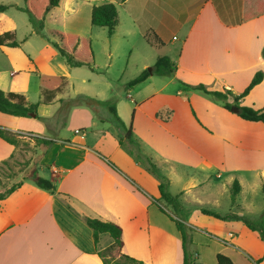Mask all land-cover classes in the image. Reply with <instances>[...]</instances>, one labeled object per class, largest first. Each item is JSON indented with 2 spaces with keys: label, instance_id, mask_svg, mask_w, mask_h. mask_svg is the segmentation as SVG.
<instances>
[{
  "label": "crops",
  "instance_id": "1",
  "mask_svg": "<svg viewBox=\"0 0 264 264\" xmlns=\"http://www.w3.org/2000/svg\"><path fill=\"white\" fill-rule=\"evenodd\" d=\"M246 1L59 0L58 6L44 16V29L63 18L69 28L81 31L63 34L88 39L87 28L90 33L95 29L106 31L91 26V8L112 3L118 25L110 36L109 58L119 38H123L127 47L141 40L156 50L152 59L168 56L173 61L176 69L171 76H149L125 93L118 88L116 91L122 72H105L104 89L93 96L102 109L107 104L101 102L118 97L114 100L117 116L126 127H131L133 141L168 180V192L178 196L182 213L193 207H218L228 195L231 207L226 213L244 217L246 210L252 211L245 190L261 189L264 185V123L242 120L192 88L203 85L208 90L224 89L237 96L260 72L262 80L238 104L264 110V16L242 23ZM9 6L16 10L22 7ZM174 30L178 37L171 35ZM12 31L14 28H7L5 32ZM55 38L51 43L58 42ZM17 42L18 47L5 43L0 46V91L22 95L28 103L40 102L34 70L42 75L64 77L68 85L50 105L39 106V118L0 113V129L20 134L21 138L28 135L53 141L41 155L40 169L36 171L42 177L39 173L47 170V179L54 186V191L49 192L34 183H22L0 201V264H102L95 254L92 230L85 218L119 226L124 255L143 264H181L179 232L158 207L164 203L158 200V180L119 144L110 113L106 109L107 113L95 117L88 109L74 108L59 122L64 129L58 130L56 138L47 135L48 126H41L40 119H51L61 99L74 93L68 92L72 68L48 42L36 54L39 64L34 58L39 70L33 68L28 55L29 65L15 53L21 50L23 41ZM167 42L170 47L177 44L175 49L167 50L169 54L164 52ZM90 46L93 51L91 41ZM149 52L150 56L136 68L138 74L151 65L148 59L152 51ZM41 65L50 70H43ZM93 65L94 52L90 68ZM16 149L0 139V162L14 155ZM234 182L238 192L232 203ZM214 220L215 232L223 227L234 228L218 225L228 221L241 223L240 232L249 231L238 220ZM228 237L232 238L231 234ZM216 242L209 241L215 246L213 255L225 253L233 264L252 263L264 255V251L256 252L249 246L242 250L231 241ZM194 258L196 263H216L205 261L201 254Z\"/></svg>",
  "mask_w": 264,
  "mask_h": 264
},
{
  "label": "trees",
  "instance_id": "2",
  "mask_svg": "<svg viewBox=\"0 0 264 264\" xmlns=\"http://www.w3.org/2000/svg\"><path fill=\"white\" fill-rule=\"evenodd\" d=\"M125 0H120L124 2ZM24 6L19 8L27 13L31 29L36 34H41L43 30V20L46 13L58 6L59 0H23ZM8 6L0 5V11H4ZM260 16H264V0H247L244 4L241 22L246 23ZM90 24L91 26L105 28L107 36H111L116 26L118 25L117 10L114 4L104 3L98 6H93L90 12ZM58 42L53 43L60 57L70 68L87 66L90 67L93 62V51L88 39H81L76 36L63 34L60 32L54 33ZM8 47H18L19 43L14 39V35L10 32H4L0 35V46L4 45ZM176 69L175 64L168 56H160L156 59L154 64L144 70H142L135 78L126 84L127 88L145 81L149 76L169 77ZM34 73L38 77V85L40 87L42 100L38 103H28L22 95L14 93H4L0 91V113L7 114L14 117L30 118L34 115L38 117V108L41 105H50L53 102L54 97L63 92L67 87V81L61 76H47L38 74L36 70ZM262 80V74L257 72L247 87L237 96L233 95L228 90L212 91L208 90L203 85H196L192 87L194 90L201 92L202 94L212 98L214 101L219 102L222 107L230 112L235 108L236 114L240 119L249 122H261L264 123V110H256L252 107L242 106L238 104V100L247 96L250 90L256 86ZM231 98V102L228 99ZM107 106L111 114V121L118 130L119 144L123 145L128 154L139 164L143 165L147 171L153 174L158 180V193L159 199L168 206H170L176 215L182 213V206L178 200V196H173L168 192V180L161 176L156 166L151 162L150 158L146 157L140 150L138 144L133 141L131 134V127H126L121 119L117 116L114 101L110 99L107 101ZM20 134L12 133L4 129H0V139L7 144L17 148L22 141L19 137ZM32 147L39 149L41 155H44L53 141L37 136L30 137ZM14 155H11L8 159L0 162L1 172L11 168L10 160ZM9 167V168H8ZM30 178L36 187L53 192L54 186L52 183L39 176L37 171L27 174L21 180L0 195V201L10 196L15 190L21 187L22 181ZM261 191L264 192V185L261 187ZM238 192L237 183L234 182L231 188V202L234 201V196ZM161 212L165 211L158 204ZM203 215L212 217L217 220H238L251 232H256L259 239L264 242V213H262L257 219H250L245 217H239L233 213H226L224 215L218 214L213 211L205 209L201 210ZM167 215V214H166ZM168 216V215H167ZM168 218L174 223L176 230L179 232L181 247H182V262L181 264H201L196 263L195 258L189 251L191 245V236L188 233V227L180 219H175L168 216ZM85 224L92 230V237L94 244H97L98 234L105 233L110 236L112 243L106 249H98L95 247V254L100 259L102 264H143L141 261L132 258L130 256L121 253L122 248V231L121 228L111 222H103L97 219L85 218ZM264 261V255L261 258L254 260L248 264H260ZM215 264H233L232 259L225 253H218L215 256Z\"/></svg>",
  "mask_w": 264,
  "mask_h": 264
},
{
  "label": "rangeland",
  "instance_id": "3",
  "mask_svg": "<svg viewBox=\"0 0 264 264\" xmlns=\"http://www.w3.org/2000/svg\"><path fill=\"white\" fill-rule=\"evenodd\" d=\"M13 4H17L22 7L24 6L23 0H0V5L8 6L3 12H0V15L3 14V16L0 18V34L5 32L7 28H14L15 31H12V33L14 34L15 39L20 42L23 41L21 44L22 46L20 47L21 50L15 53H18L17 55L20 56L21 61L27 65H29V60L27 58L28 55L33 61V68L36 67L39 70L36 63L34 62V58H36L39 64L40 60L36 54L41 50V47L45 42H48L50 46L53 45L51 42H54L56 39L53 35L54 32L59 31L68 34L81 32L79 29L75 31L69 28L68 23L62 18L53 27H50L48 24L45 29L43 28L41 34H36L31 29L27 13L20 10L19 8V10H16L15 8L9 6ZM85 32V34H87L86 38L91 41L93 46L94 65L91 68L86 66L72 68L70 70L72 71L71 77L68 78V81L71 85L68 92L69 94L72 92L74 93L70 94V98L61 99L59 104H57L58 110L51 119H40L39 124L41 126H45V124L48 126L46 134L52 138H56L58 130L64 129V127L59 126V122L61 123V120L64 119L74 108L88 109L95 114V117L102 116L107 112L110 113L108 106L107 108L105 107V109H102V107L100 108L98 98L93 96V94L95 95L104 89L106 84V78L104 76L105 72H109L111 75L119 70L122 72L123 77L122 80L117 84L118 86H116V91L118 88V91L122 89V91H124L123 93H125L128 92L129 89L126 87V84L137 76L138 71H136V68H139L141 60H144L147 58V56H150L149 51H152L153 53H151V57L148 59L149 61L151 60L150 66L154 64L155 59L157 58L156 57L152 59L153 56L155 57L156 50H151V48L148 45H145L141 40L134 41L132 46L127 47L125 46L126 39L123 38H119V43L116 47V50H112L113 55L109 58L107 55L111 49V46L110 37L107 36V32L105 30L95 29L91 31L92 33H90L89 28H87V31ZM172 34L176 35L177 37L179 36L178 32L175 30L171 33V35ZM166 44L167 45L164 48V52L167 54H169L167 51L169 48L175 49L177 47L176 43H174L172 47L168 45V42ZM26 50L30 51L31 53H26ZM41 68H44L43 65H41ZM43 70L49 71L50 69L44 68ZM82 80H84V82H82ZM124 80L125 82L126 80L128 81L125 84H122ZM117 98L118 97H115L113 101ZM229 102H231V100H229ZM101 103L106 105L107 101ZM109 116L111 117V114ZM21 139L27 144H23V142L19 144L13 159L10 160L9 165L11 168L8 167L9 169L3 172L0 170V195L3 194L10 186L21 182L22 178L27 176V174L32 173L38 168L40 169L41 151L32 147V142L28 135H26L25 138L22 137ZM39 174H41L45 179L49 178L50 176L47 170L44 172L42 171ZM22 183L25 186H28L32 184L33 181L30 178H27L23 180ZM173 190L174 189L170 191L174 192ZM244 193L247 194L250 204L249 207L252 206V211L246 210V213L243 215L244 217L250 219H257L262 213H264V192H262L261 189H246ZM161 205L168 216L175 219H180L183 223L185 221V223L191 224L192 227L189 226L188 228V233L191 236V245L189 246V251L193 257H196L197 254H201L205 261L208 260V262H212L213 260L214 262L215 256L213 254L215 246L209 243V241H213L215 239L217 241L216 243H221L222 240L227 242L231 241L237 244V246L242 250H246V248L249 246L256 252L264 251V242H262L255 233L249 232L247 230H245V232H240L242 226L239 222H218L219 226L234 225V228L223 227L219 228V230L215 232V230H213L212 224L215 223L216 220H214L212 217L203 216L201 214L202 209L193 207L189 211H185L180 215H176L170 206L165 203H161ZM230 207L231 204L229 196L225 195L224 200H221L218 207L207 205L205 208H207L209 211L223 214L228 212ZM208 222H210V224H208ZM229 234H231L233 239L228 237ZM109 243H112L110 236L105 233H99L97 240L98 246L97 244L94 245L96 248L106 249L110 245Z\"/></svg>",
  "mask_w": 264,
  "mask_h": 264
},
{
  "label": "water",
  "instance_id": "4",
  "mask_svg": "<svg viewBox=\"0 0 264 264\" xmlns=\"http://www.w3.org/2000/svg\"><path fill=\"white\" fill-rule=\"evenodd\" d=\"M232 112H236V109H235V108H233V109H232ZM33 116H34V115H33Z\"/></svg>",
  "mask_w": 264,
  "mask_h": 264
}]
</instances>
